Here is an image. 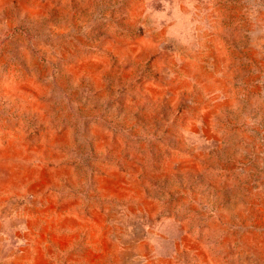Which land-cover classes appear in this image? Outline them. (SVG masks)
<instances>
[{"label": "rangeland", "instance_id": "obj_1", "mask_svg": "<svg viewBox=\"0 0 264 264\" xmlns=\"http://www.w3.org/2000/svg\"><path fill=\"white\" fill-rule=\"evenodd\" d=\"M0 264H264V0H0Z\"/></svg>", "mask_w": 264, "mask_h": 264}]
</instances>
